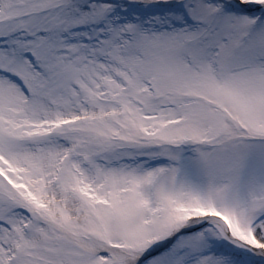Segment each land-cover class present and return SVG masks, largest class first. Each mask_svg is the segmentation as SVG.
I'll use <instances>...</instances> for the list:
<instances>
[{
    "label": "snow or ice",
    "instance_id": "6c2138e0",
    "mask_svg": "<svg viewBox=\"0 0 264 264\" xmlns=\"http://www.w3.org/2000/svg\"><path fill=\"white\" fill-rule=\"evenodd\" d=\"M0 264H264V0H0Z\"/></svg>",
    "mask_w": 264,
    "mask_h": 264
}]
</instances>
